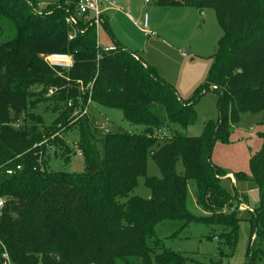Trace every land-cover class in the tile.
I'll use <instances>...</instances> for the list:
<instances>
[{
  "label": "trees",
  "instance_id": "16d2710c",
  "mask_svg": "<svg viewBox=\"0 0 264 264\" xmlns=\"http://www.w3.org/2000/svg\"><path fill=\"white\" fill-rule=\"evenodd\" d=\"M76 2L58 0L39 11L31 0H0V260L7 254L11 264H186L159 241L148 242L164 221L218 226V238L232 250L238 218L228 208L234 198L220 184L224 174L211 155L215 142L229 135L228 115L235 124L245 112L264 113V0H158L168 7L213 8L223 32L206 81L186 101L136 52L119 44L101 50L94 24H81L84 32L69 39L67 10ZM101 24L110 29L104 17ZM44 53L72 54L74 67L52 69ZM66 81L83 83L82 105L77 87L45 97ZM37 85L43 89L34 90ZM207 93L217 95L219 117L188 136L184 131L199 121L194 104ZM89 98L121 110L143 131L103 130L97 137L89 117L78 122L68 112ZM46 101L58 109L50 125L33 111ZM76 123L84 172L48 169L51 147L69 158L63 133ZM164 130L170 135L162 136ZM262 138L250 161L260 193L250 221L264 235ZM148 156L160 177L147 176ZM141 176L148 198L130 196ZM188 180L195 182L203 214L187 208Z\"/></svg>",
  "mask_w": 264,
  "mask_h": 264
},
{
  "label": "rangeland",
  "instance_id": "374dc122",
  "mask_svg": "<svg viewBox=\"0 0 264 264\" xmlns=\"http://www.w3.org/2000/svg\"><path fill=\"white\" fill-rule=\"evenodd\" d=\"M31 1L40 11L58 0ZM104 1L109 5L112 3L110 6L118 9L125 17L117 14L114 19V16L109 14L107 21L110 29H106L102 24L99 26L97 39L100 49L115 46L111 37L114 31L117 38L125 41L124 47L136 52L144 62L153 65L160 77L174 87L181 99L186 101L194 97L197 87L203 84L209 75L213 55L223 33L215 10L206 8L201 11L189 6H162L158 4V0ZM127 13L131 17H128ZM146 15L149 21L148 26L144 28ZM108 30H111V33ZM145 32L150 35L147 36ZM47 54H42V57ZM70 87H77L80 94L79 103L82 105L85 87L78 81L72 83L66 81L63 85H56L53 93L50 92L52 89L50 87L45 97H50L59 89ZM42 89V85L34 87L36 91ZM54 107L53 102L46 101L39 103L33 111L41 115L45 124L50 125L58 116V109ZM63 107L65 108V106L61 108ZM81 108L77 105L74 110H68L69 116L78 122H83L84 117H89L92 121V131L97 137L105 129L135 134L143 131L141 126L128 122L119 109L97 105L91 101L83 116L76 115L75 112H80ZM194 108L199 115V121L184 131L188 136L199 135L205 121H217L219 117L217 95L205 94L196 101ZM228 124L229 135L227 139L220 138L215 142L211 160L224 174L220 178V184L234 198L233 205L228 208V212L236 210L238 218L237 240L233 249L230 250L225 241L218 238L222 231L220 227L194 222L183 226L178 221H164L156 226L155 236L148 240L150 244H153L154 240L159 241L161 248L184 257L186 264H264V235L261 230L257 232L250 221L260 204L259 188L251 171L250 161L263 146L264 113L245 112L235 124L228 115ZM169 135L170 131L164 130L162 136ZM63 140L70 148L69 158L65 152L60 149L55 152L51 147L47 159L48 169L70 173L84 172L85 158L79 148L81 142L79 123L63 133ZM182 169L181 162H178L177 171L181 173ZM146 174L149 177L161 176V170L152 156H148ZM132 195L143 198L151 195L145 176L138 178L136 187L130 193V196ZM186 205L194 215L205 213L196 200V186L193 180H188ZM160 250L155 248L157 253ZM6 259L4 257L0 263L8 264ZM116 264L126 263L118 261Z\"/></svg>",
  "mask_w": 264,
  "mask_h": 264
},
{
  "label": "built area",
  "instance_id": "2783aa9c",
  "mask_svg": "<svg viewBox=\"0 0 264 264\" xmlns=\"http://www.w3.org/2000/svg\"><path fill=\"white\" fill-rule=\"evenodd\" d=\"M148 1V0H146ZM75 0H66V4H72ZM103 0H77L74 6V10L68 9V15L66 17L67 23L73 28V31L69 33V39H73L76 37L78 33H83L84 29L81 27V24H94L96 26V31L103 21V10L101 8ZM110 5H113L110 3ZM148 26V15L145 16L143 27L146 28ZM146 35H150L148 32H145ZM114 47H110V49H114ZM109 49V48H108ZM45 63L52 69H63L70 70L74 67V57L69 53H50L44 56ZM54 88L50 89V92H54ZM91 99L89 98L87 105L81 106L82 109L80 112H75L76 115L85 114L90 107ZM69 105L72 104V101L69 100ZM105 131H109L105 129ZM79 154L82 153L79 151ZM19 168V166H18ZM8 173H12V170H8ZM4 200L0 199V207L3 205ZM4 257L7 258L8 264H10L9 258L7 254H4Z\"/></svg>",
  "mask_w": 264,
  "mask_h": 264
},
{
  "label": "crops",
  "instance_id": "0c3cea01",
  "mask_svg": "<svg viewBox=\"0 0 264 264\" xmlns=\"http://www.w3.org/2000/svg\"><path fill=\"white\" fill-rule=\"evenodd\" d=\"M101 8H102V10H103V17L105 18V20L107 21V17H108V15L110 14V15H112V17L114 16V19H115V16H117V14H119V15H122V16H124L125 17V15L124 14H122V13H119V10L118 9H115L114 7H112V6H110L108 3H106L104 0H103V2H102V5H101ZM128 14V13H127ZM128 17H131L130 16V14H128ZM149 18V17H148ZM148 21H149V19H148ZM113 28V27H112ZM111 28V29H112ZM112 36V39L114 40V43H115V45H117V44H119V45H122V46H124L125 45V41L123 40V39H121V38H117L116 36L117 35H115V33H114V31H112V34H111ZM147 36H149V35H147ZM119 37V36H118ZM118 39V40H117ZM137 55V54H136ZM138 56V55H137ZM139 57V56H138ZM148 64V63H147ZM150 65V64H149ZM153 66V65H152Z\"/></svg>",
  "mask_w": 264,
  "mask_h": 264
}]
</instances>
